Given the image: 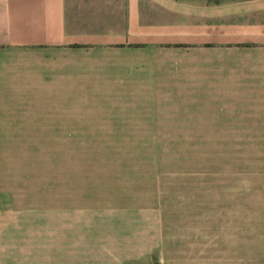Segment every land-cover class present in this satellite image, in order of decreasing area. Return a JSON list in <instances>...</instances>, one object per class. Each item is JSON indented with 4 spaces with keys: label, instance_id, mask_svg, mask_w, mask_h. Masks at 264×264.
<instances>
[{
    "label": "crops",
    "instance_id": "1",
    "mask_svg": "<svg viewBox=\"0 0 264 264\" xmlns=\"http://www.w3.org/2000/svg\"><path fill=\"white\" fill-rule=\"evenodd\" d=\"M227 120L264 129V0H0V137L239 134L208 131ZM4 165L0 144V259H79L73 175L32 204Z\"/></svg>",
    "mask_w": 264,
    "mask_h": 264
},
{
    "label": "rangeland",
    "instance_id": "2",
    "mask_svg": "<svg viewBox=\"0 0 264 264\" xmlns=\"http://www.w3.org/2000/svg\"><path fill=\"white\" fill-rule=\"evenodd\" d=\"M222 123L239 134L0 137L12 191L54 204L73 175L80 214L79 259L0 264H264L262 122Z\"/></svg>",
    "mask_w": 264,
    "mask_h": 264
},
{
    "label": "trees",
    "instance_id": "3",
    "mask_svg": "<svg viewBox=\"0 0 264 264\" xmlns=\"http://www.w3.org/2000/svg\"><path fill=\"white\" fill-rule=\"evenodd\" d=\"M212 1L218 2L219 0H212Z\"/></svg>",
    "mask_w": 264,
    "mask_h": 264
}]
</instances>
